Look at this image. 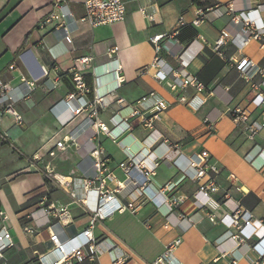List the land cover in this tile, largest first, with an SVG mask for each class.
<instances>
[{"label": "crops", "instance_id": "1", "mask_svg": "<svg viewBox=\"0 0 264 264\" xmlns=\"http://www.w3.org/2000/svg\"><path fill=\"white\" fill-rule=\"evenodd\" d=\"M83 1L66 0L76 20L85 13ZM122 1L124 21L98 27L78 22L70 27L71 40L67 41L57 29L61 19L47 21L50 14H59L54 0H0V82L15 86L22 76L31 80L44 75L56 81L53 89H45L39 80L27 98L14 104L21 123H15L8 113L0 116V143L17 154V158L11 156L9 162L16 163L4 173L0 185V231L7 230L14 243L1 251L0 264H24L31 259L51 264L59 258L50 231L60 229L48 228L55 217L41 210L42 196H46L45 205H67L72 221L60 235L69 240L68 244L82 242L80 232L88 225L89 215L71 202L69 191L81 195L80 178L93 172L88 140L104 149L114 176L107 187L116 190L123 204L138 191L124 186L125 176L118 163L132 158L154 169L149 198L139 197L135 212H115L94 224L97 259L58 264H112L114 258L123 259L122 264H152L177 237L181 242L167 264H254L256 260L262 264L264 237L258 236L264 232V106L252 102L255 90L251 85L264 77V47L250 40L242 48L227 42L221 47L223 56L213 49L223 29H240L231 24L227 4L234 1L241 9L245 0ZM197 7L208 10L205 21L194 26L190 22ZM180 16L187 24L177 35L161 41L159 69L177 70L182 77L195 75L205 85L200 93L191 86L171 90L155 77L157 69L151 66L156 53L149 38L172 34ZM262 18L264 21V14ZM79 57H91L83 80L92 91L84 97L103 95V105L92 118L106 124L109 134L91 127L74 133L83 116L69 118L70 111L62 101L75 91L72 75ZM242 58L261 69L251 81L236 68ZM149 93L165 100L168 108L160 113L153 128L137 120L126 128L119 119L128 114L132 103ZM180 94L190 103L178 101ZM119 98L124 99L125 106L117 102ZM235 106L242 108L250 121L263 123L254 137L247 135V123L234 121L229 115L228 110ZM205 117L214 119L215 124L209 126ZM201 149L207 150L220 167L218 190L210 194L207 207L194 200L196 183L182 179L173 162L180 153L191 155ZM51 151L55 157H50ZM44 156L49 157L47 165H53V174L67 181L64 187L39 167ZM168 181L178 184L171 192L161 191ZM39 194V199L25 205ZM170 196L183 200L178 205L166 203ZM236 208L252 213L257 232L243 242L231 238L237 230L220 221ZM27 227L35 231L29 233Z\"/></svg>", "mask_w": 264, "mask_h": 264}, {"label": "built area", "instance_id": "2", "mask_svg": "<svg viewBox=\"0 0 264 264\" xmlns=\"http://www.w3.org/2000/svg\"><path fill=\"white\" fill-rule=\"evenodd\" d=\"M54 4L59 9V14H50L47 21L51 19L60 18L61 25L57 28L63 33V38L70 41L69 29L71 26H77L78 22H84L90 27H98L102 25H109L116 22H122L125 19L126 8L122 0H84L83 5L85 13L79 19H74L70 13L66 0H54ZM208 9L197 7L194 12V18L190 22L194 26H198L206 19ZM228 14L230 15V22L233 25L240 27L236 32H230L228 29H223L216 38L213 49L223 56L221 47L227 42H234L239 48L244 47L250 40H256L264 47V21L262 15L264 14V0L253 1L245 0V6L238 9L234 1L227 4ZM144 13V11H141ZM187 22L180 16L177 19L175 30L172 34L163 35L157 34L149 38V41L154 45L155 57L151 64L157 69L155 77L163 82L167 87L173 91H180L191 86L196 93H200L205 89V85L195 76L186 75L184 77L177 73V70H170L168 72L159 69L162 59L158 52L161 48V41L165 38H171L177 35L179 29L186 25ZM91 57H79L76 59V65L72 79L75 85V91L69 93L64 99L63 104L66 109H69V118L82 115L81 121L78 124L74 133L84 132L87 128H94L96 131L100 130L109 134L108 126L99 121L96 115L97 109L103 105V95L94 94L91 99H86L84 96L92 91L83 80V70L90 67ZM236 68L240 75L246 80L251 81L255 75L261 72L260 67L248 58H242L237 61ZM46 74V72H45ZM41 80V84L45 89H53L56 86V81L51 80L44 75L41 78L27 79L21 77L18 85H10L9 83L0 82V116L8 113L11 115L15 123H21V115L14 109V104L27 98L34 89L37 82ZM252 89L255 90V95L252 97V102L257 106H264V77L258 84L252 83ZM178 101L189 104L190 100L184 95L178 96ZM117 102L121 106L126 103L123 98H119ZM71 103H75L72 105ZM72 105V106H71ZM169 104L159 98L155 93H149L139 98L130 105V111L127 115L121 117L119 120L124 122L126 128L131 127L132 121L137 120L142 126L146 128H153L155 121L159 118L162 111L167 109ZM90 111L87 115L85 113ZM229 115L234 121L240 123H247L245 131L249 137H254L262 128L263 123L257 121H250L249 115L240 107L235 106L228 110ZM68 119V118H67ZM205 122L209 126L215 124V120L210 117H205ZM66 121L63 122V124ZM117 122V121H116ZM86 147L92 161L93 172L90 175H85L80 178L82 183V194L77 195L74 190L69 191L71 202L77 204L85 213L89 215L88 225L80 232L83 237L82 242L68 244V239H63L60 235L63 232V227L71 222V214L67 205L54 206L53 204L45 205L46 196L40 198L39 204L41 210L47 214L55 217V221L50 223L48 228L53 229L58 226L60 230L50 231V241L53 250L58 253L59 258L51 264H58L61 262L70 263L72 259L82 261L83 259H97L98 252L96 250L95 238L92 235V228L97 221L104 220L110 217L115 212L129 210L135 212L137 209V201L141 196L148 197L147 190L151 181V176L154 174V169H148L142 163L127 158L118 163V167L123 171L125 176L124 186L131 185L138 191V195L133 197L127 203H121L115 195L116 190H111L107 187V182L114 178L112 171L109 168L108 157L101 146L94 145L91 140L86 142ZM53 154V151L50 152ZM174 164L182 173V179H189L196 183L197 188L193 194L194 200L201 206L207 207L210 205V194L218 190L217 176L220 173V167L212 159L210 153L201 149L185 155L180 153L174 160ZM54 182L59 186L64 187L66 182L64 179H59L53 174ZM178 182L168 181L160 190L171 192ZM149 198V197H148ZM183 200L181 196H170L166 203L178 205ZM0 214L2 212L0 211ZM211 220L213 215H209ZM220 221L228 228H234L236 233L231 234V238L237 242H243L245 239H250L257 235L253 227V217L249 210L236 208L232 213H226ZM26 231L33 233L35 230L27 227ZM264 237L263 235L258 238ZM0 257L1 251L14 243L11 240L10 233L7 230L0 231ZM181 238L177 237L165 246L162 255L157 257L152 264H167L173 255L174 249L180 244ZM264 257V249L260 255ZM123 259L114 258L112 264H122ZM235 263V260L232 261ZM264 262H262L263 264ZM254 264H259L256 260Z\"/></svg>", "mask_w": 264, "mask_h": 264}, {"label": "rangeland", "instance_id": "3", "mask_svg": "<svg viewBox=\"0 0 264 264\" xmlns=\"http://www.w3.org/2000/svg\"><path fill=\"white\" fill-rule=\"evenodd\" d=\"M14 156L15 158H17V154L16 152L10 148L9 146H4V144L0 143V185L2 184V182H4L2 180V177L4 175V173H6L7 171H9L16 162H9L11 156ZM55 154L50 155V157H55ZM49 157L48 156H44L41 160H39V167H43V169L46 171L47 174H53V165H47V162H49ZM51 177H53L51 175ZM32 264V263H31Z\"/></svg>", "mask_w": 264, "mask_h": 264}, {"label": "trees", "instance_id": "4", "mask_svg": "<svg viewBox=\"0 0 264 264\" xmlns=\"http://www.w3.org/2000/svg\"><path fill=\"white\" fill-rule=\"evenodd\" d=\"M45 183H48V179L46 177H45ZM41 196H42V194H39V195H36V196L30 198L29 201L27 202V204H25V205L28 206L29 204H32V202H34L37 197L39 199ZM31 263L32 264H41L39 261L36 262L35 259H31L27 263H24V264H31Z\"/></svg>", "mask_w": 264, "mask_h": 264}, {"label": "bare ground", "instance_id": "5", "mask_svg": "<svg viewBox=\"0 0 264 264\" xmlns=\"http://www.w3.org/2000/svg\"><path fill=\"white\" fill-rule=\"evenodd\" d=\"M56 177H58L57 174H56ZM58 178H59V177H58ZM59 179H60V178H59Z\"/></svg>", "mask_w": 264, "mask_h": 264}]
</instances>
